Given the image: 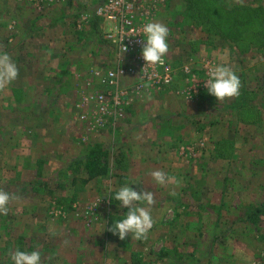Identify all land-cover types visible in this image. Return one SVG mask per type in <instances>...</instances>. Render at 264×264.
<instances>
[{
	"label": "rangeland",
	"instance_id": "obj_1",
	"mask_svg": "<svg viewBox=\"0 0 264 264\" xmlns=\"http://www.w3.org/2000/svg\"><path fill=\"white\" fill-rule=\"evenodd\" d=\"M80 1L0 0V53L19 70L0 90V189L18 196L8 215H0V264H14L16 250L40 251L42 264H264V0L164 5L156 22L169 29L176 83L133 106L118 142L109 127L91 131L78 116L63 118L66 109L73 113L72 103L53 102L54 89L30 79L31 68L43 69L32 63L30 47L43 61L67 36L73 40L63 50L66 59L87 58L88 47L89 64H114L116 48L99 26L77 27V13L94 2ZM231 26L234 34H228ZM211 64L235 70L239 96L218 101L208 93ZM186 65L197 83L188 80ZM133 137L146 156L142 166L130 165L136 153L121 151ZM96 144L108 149L114 166L85 183ZM153 170L171 182L158 185ZM125 185L155 194L146 239L129 234L120 240L107 230L129 211L114 198Z\"/></svg>",
	"mask_w": 264,
	"mask_h": 264
},
{
	"label": "built area",
	"instance_id": "obj_2",
	"mask_svg": "<svg viewBox=\"0 0 264 264\" xmlns=\"http://www.w3.org/2000/svg\"><path fill=\"white\" fill-rule=\"evenodd\" d=\"M47 1L50 3L54 0ZM168 2L94 0L89 9L77 13L79 29L91 27L95 17L102 23L104 37L116 48L117 55L112 67H98L91 72L75 103L79 111H83L79 121L86 124L89 130L117 127L127 117L137 95L144 96L152 90H162L176 83L178 73L167 54L163 62L156 65H146L142 58V46L146 43L143 25L156 22L160 10ZM123 47H127L126 53ZM212 68L213 65H207V73ZM183 71L189 75L188 80L196 81L190 65H186Z\"/></svg>",
	"mask_w": 264,
	"mask_h": 264
},
{
	"label": "clouds",
	"instance_id": "obj_3",
	"mask_svg": "<svg viewBox=\"0 0 264 264\" xmlns=\"http://www.w3.org/2000/svg\"><path fill=\"white\" fill-rule=\"evenodd\" d=\"M143 33L146 43L142 46V58L146 65H156L163 62V58L169 52L168 36L169 29L160 22H146L143 25ZM128 51L123 47V52ZM19 70L12 58L7 53H0V90L10 85L17 79ZM208 93L218 101L231 99L240 94L241 80L235 70L225 64L213 67L208 73V79L204 80ZM152 179L161 186L171 182L162 170H153L149 173ZM175 195V193H171ZM115 200L121 208L129 211L123 215V219L113 223L108 231L118 235L124 240L131 234L132 240L146 239L154 225L150 208L156 204L155 194L152 191L138 192L131 186L125 185L115 193ZM18 199L16 194H10L0 189V215H8L9 204ZM146 204L147 207L139 206ZM14 264H42L41 253L38 250L20 251L16 250L10 254Z\"/></svg>",
	"mask_w": 264,
	"mask_h": 264
},
{
	"label": "crops",
	"instance_id": "obj_4",
	"mask_svg": "<svg viewBox=\"0 0 264 264\" xmlns=\"http://www.w3.org/2000/svg\"><path fill=\"white\" fill-rule=\"evenodd\" d=\"M81 2L83 3L84 0L80 1L79 4H81ZM76 18H77V15H76ZM32 23L33 22H31V24ZM89 27L90 26H87L85 28H89ZM98 28L102 32L101 34L104 35L102 23H99ZM78 32H82V31H78ZM93 36H95V35H93ZM81 37H82V35H80V38ZM63 38L64 39L66 38V40H68L67 41L68 44H67V42H64L63 44H61V47L59 49L56 47L57 46L56 43L51 45V47H49V48H52V49L46 50V53H45L46 56L43 59V61L41 59H37V55L35 53L36 48L30 47L28 54L32 55V57H33L32 63L34 64L35 61L38 60V64L42 63V65H39V66H41L43 68L41 71H38L39 69H37L35 71L34 68H31L32 69L31 72L33 73L34 76L30 77V79L32 82H37V81L41 80L43 82L41 85L44 86V88L54 89L55 94H54L53 102H55V101L58 102V99L60 102H63V99H64L65 102H67L69 104L72 103V105H73L72 107L74 109L73 113H72L71 108L66 109L64 114L62 115L63 118L75 119V116H78L76 119L79 120V115L83 111L80 112L79 109L76 107L75 103H76L78 94L80 93V91L82 89L81 88L82 84H84V82H85V81L83 82V79L86 78V75H87V77L91 76L90 75L91 72L95 71L98 67L106 69V67L109 66V62L108 61L102 62V60L97 59L96 62L89 64L88 58H89V56H92L93 53H92V51L90 52L88 47L85 49V52L82 53V55L87 56V58H85V57L82 58L79 56L77 58H73V57L69 56L70 58L68 57L66 59V55H65L66 51H63V50L65 48H68V46H71L70 44L73 40V37L67 36V37H63ZM32 40L33 39H31V41ZM29 44H30V42H29ZM31 45H33V44L31 43ZM61 48H63V49L61 50ZM55 49L60 50V51H56ZM31 51H32V54H31ZM37 52H38V49H37ZM43 52H44V50H43ZM40 54L44 55V53H42V52H40ZM99 56H100V54H98V57ZM113 61L115 62V59ZM38 64H36V65H38ZM40 72H42V73H40ZM66 73H67V76H65ZM35 84L36 83H33L32 85L35 86ZM59 92H61V94ZM58 94H60L61 96L59 97ZM143 97H145V95L144 96L143 95H137L135 97L133 105L130 106V109L127 112V117L125 119H122L119 122L120 123L119 125H121L122 128L119 127V125L115 128H112V127L109 128L108 133L109 134L111 133L110 135L114 138V140L116 142H118L117 141L118 138L116 137L118 135L117 132H119V129H124L125 127H123V125H126L125 123H127L128 120L130 118H132L131 117L132 116L131 111L133 109L132 106H135V108H136V106L139 107V104H143V103H141L143 100ZM128 132H129V130H128ZM112 137H111V140H112ZM138 143H139V141L133 137L129 143H123V144H126L127 146L126 145L123 146V144H122L121 151H123V150H126L128 152L133 151L137 155V156L135 155L136 156L135 159L134 158L130 159V162H132V163L131 164L129 163V164L131 166H133L134 164L136 165L138 163L137 161H139V165H141V166L144 165V164H142L143 162H146V156L145 155H143L142 157L140 156V154H141L140 152H141L142 147H141V145H138ZM171 149H173V148L171 147ZM150 150H151V147L149 148V151ZM153 151H154V149H153ZM162 164H164V162L163 163H160V162L156 163L157 166L162 165Z\"/></svg>",
	"mask_w": 264,
	"mask_h": 264
},
{
	"label": "trees",
	"instance_id": "obj_5",
	"mask_svg": "<svg viewBox=\"0 0 264 264\" xmlns=\"http://www.w3.org/2000/svg\"><path fill=\"white\" fill-rule=\"evenodd\" d=\"M170 1V0H169ZM221 2V0H219ZM249 8L252 9V7L249 6ZM89 9V7L87 8ZM86 10V9H85ZM81 13V11H80ZM200 14V10L198 12ZM248 15V11H247ZM78 16V15H77ZM98 27L99 21L96 19V17L93 19L92 27ZM235 26V25H234ZM234 26H231V29L229 30L228 34H234ZM98 29V28H97ZM237 39V38H236ZM108 149H104L101 144H96L92 149L90 150V153L87 156V160L85 163V169L88 173V177L83 180V182H88L91 178L105 175L109 173L111 170V167L114 166V162L111 161L110 153L107 151ZM123 153H121L122 155ZM114 161H116V157L113 155Z\"/></svg>",
	"mask_w": 264,
	"mask_h": 264
}]
</instances>
